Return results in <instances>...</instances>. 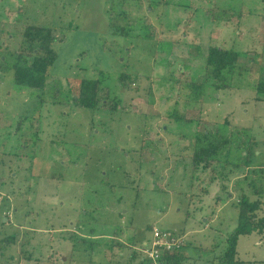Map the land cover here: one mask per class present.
Masks as SVG:
<instances>
[{"label": "rangeland", "instance_id": "1", "mask_svg": "<svg viewBox=\"0 0 264 264\" xmlns=\"http://www.w3.org/2000/svg\"><path fill=\"white\" fill-rule=\"evenodd\" d=\"M40 24L61 37L41 93L11 67L25 27ZM212 46L242 53L239 69L189 102ZM0 58V240L16 235L0 264H147L129 249L114 262L107 247L152 227L184 235L183 260L218 264L239 189H253L244 169L208 184L192 143L199 131L245 128L251 162L264 166V0H0ZM81 79L101 83L97 112L72 102ZM90 228L103 236L76 241ZM237 258L264 260V234L240 235Z\"/></svg>", "mask_w": 264, "mask_h": 264}, {"label": "trees", "instance_id": "2", "mask_svg": "<svg viewBox=\"0 0 264 264\" xmlns=\"http://www.w3.org/2000/svg\"><path fill=\"white\" fill-rule=\"evenodd\" d=\"M112 23L114 22L112 21ZM58 30V27L51 24L30 25L25 27L22 33V44L19 47L21 50L19 51L18 48V50L12 51L14 54V62L11 65L12 76L16 84L36 89L40 93L43 91L48 75V67L52 65L55 59L52 43L56 39L61 38L57 37L59 36ZM241 54L242 53L232 49L209 47L204 59L201 77L196 80L198 81L197 83L191 82L188 85L191 89V93L188 96L189 102L192 101L196 103L198 100H201V98L202 100H206L205 95L209 93V88L225 89L226 84L223 83V79L236 74V70L239 69L237 59ZM237 74L240 76L242 75V73ZM127 78H129V76L126 72L120 73L119 81L123 82L124 85L127 84V82H125ZM74 80L76 79H73V81ZM170 81L174 84L177 82L172 79H170ZM257 84V93L264 91V81L258 82ZM100 88L101 83L97 79H81L79 81V94L77 95V100L73 97V104L77 107H86L93 112H97L100 107V98L98 97ZM105 95L106 91L103 93L104 97ZM257 98L259 99V97ZM171 116L175 121H181L182 119L177 111H174ZM93 117L91 124H94ZM102 122V126H99L104 133L105 126L104 121ZM244 129H238L236 133H225L220 131L219 128H217L215 132L208 130L199 131L194 133V140L192 143L191 165L195 170L200 169L205 171L207 168H211L212 173L211 177L208 179V184H215V181L218 179L224 180L227 178L229 172L231 174L233 172H240L244 169L247 170V173L244 174L243 181H245L248 187L250 186L253 189V191H250L251 195L254 196L252 198L245 190L238 188L239 194L235 203L238 210L237 224L233 231L226 237L225 249L220 256L217 257L219 261L218 264H247V262L237 258V243L239 236L252 232L260 235L264 234V215L259 214L262 206H264V182L260 185V182L264 181V166H255L252 164L251 157L255 154V140L251 139L245 144V142L241 140L242 131ZM100 143L103 142H98V150L105 147L103 144L100 145ZM159 144L160 141H157L155 146H159ZM144 146L148 147L147 144ZM140 147L142 148L143 145L141 144ZM17 155L20 156L19 154ZM21 155H24V153ZM139 155L142 156L141 154ZM139 155V161L142 162ZM227 166L228 171H226ZM253 175L258 177L257 181L250 178ZM202 188L206 187L200 184V189ZM221 188H224V186L222 185ZM154 229L162 230L157 227H152L150 238H147L146 235L143 238L137 239L135 242L129 239H125L126 241H124V239H119L117 235H110L111 240H114L112 245L107 247L111 250L109 252L111 260L117 262L120 257L124 256V251L129 249L131 251L129 255L132 258L148 262L144 254V249L150 244ZM84 232V237L82 236L76 241L86 243L87 239H93L92 241H95V239L98 240V237L103 236V234L94 235L91 228L88 232ZM171 234L175 236L179 235L173 232H171ZM15 236V233L12 232L0 240L4 242V245L0 247V261H2V263L8 262V255H4V252L15 242ZM114 237H117V239L115 240ZM121 252L123 253L122 256L119 254ZM164 254L167 263L183 264L181 252L167 251ZM21 259L22 256L19 255V260ZM207 262L208 264H212L210 260ZM254 264H264V260Z\"/></svg>", "mask_w": 264, "mask_h": 264}, {"label": "built area", "instance_id": "3", "mask_svg": "<svg viewBox=\"0 0 264 264\" xmlns=\"http://www.w3.org/2000/svg\"><path fill=\"white\" fill-rule=\"evenodd\" d=\"M184 239L175 236L171 232L154 229V234L150 244L144 249V254L148 260L147 264H169L165 260V252L176 251L183 246Z\"/></svg>", "mask_w": 264, "mask_h": 264}, {"label": "crops", "instance_id": "4", "mask_svg": "<svg viewBox=\"0 0 264 264\" xmlns=\"http://www.w3.org/2000/svg\"><path fill=\"white\" fill-rule=\"evenodd\" d=\"M123 238V237H122ZM121 238V239H122ZM120 239V238H119ZM122 241V240H121ZM123 242V241H122ZM181 253H183L182 251H180ZM121 256L123 255V253L121 252V253H119ZM183 257V256H182ZM186 256L184 257V260H183V258H182V262L184 261V263L183 264H194V263H192V262H190L191 260H192V258H190V256H189V262H187L186 261ZM201 261V260H200ZM201 263H203L202 261H201ZM206 263H208V262H206Z\"/></svg>", "mask_w": 264, "mask_h": 264}, {"label": "clouds", "instance_id": "5", "mask_svg": "<svg viewBox=\"0 0 264 264\" xmlns=\"http://www.w3.org/2000/svg\"><path fill=\"white\" fill-rule=\"evenodd\" d=\"M166 231H167V230H166ZM177 236H180V237H182V238L184 239V241H185V237H184V235H177ZM185 243H186V241H185ZM185 243H184V244H185ZM181 248H182V246H181ZM181 248H180V249H178V250H176V251H179V252H180Z\"/></svg>", "mask_w": 264, "mask_h": 264}]
</instances>
